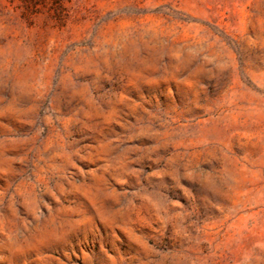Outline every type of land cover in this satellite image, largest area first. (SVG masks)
Segmentation results:
<instances>
[{"label": "rangeland", "instance_id": "1", "mask_svg": "<svg viewBox=\"0 0 264 264\" xmlns=\"http://www.w3.org/2000/svg\"><path fill=\"white\" fill-rule=\"evenodd\" d=\"M0 264H264V0H0Z\"/></svg>", "mask_w": 264, "mask_h": 264}]
</instances>
